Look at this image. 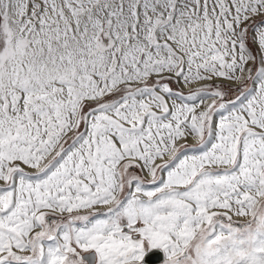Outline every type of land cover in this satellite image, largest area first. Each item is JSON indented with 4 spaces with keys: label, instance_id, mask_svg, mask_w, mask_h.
Listing matches in <instances>:
<instances>
[{
    "label": "snow or ice",
    "instance_id": "snow-or-ice-1",
    "mask_svg": "<svg viewBox=\"0 0 264 264\" xmlns=\"http://www.w3.org/2000/svg\"><path fill=\"white\" fill-rule=\"evenodd\" d=\"M0 264H264V0H0Z\"/></svg>",
    "mask_w": 264,
    "mask_h": 264
}]
</instances>
